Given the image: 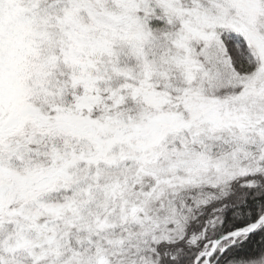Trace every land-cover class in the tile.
<instances>
[{"label": "snow or ice", "instance_id": "obj_1", "mask_svg": "<svg viewBox=\"0 0 264 264\" xmlns=\"http://www.w3.org/2000/svg\"><path fill=\"white\" fill-rule=\"evenodd\" d=\"M0 264H264V0H0Z\"/></svg>", "mask_w": 264, "mask_h": 264}]
</instances>
